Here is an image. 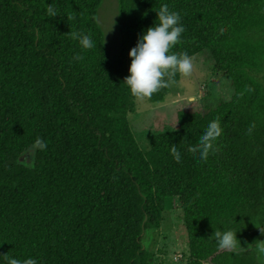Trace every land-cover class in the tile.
<instances>
[{"label":"trees","instance_id":"trees-1","mask_svg":"<svg viewBox=\"0 0 264 264\" xmlns=\"http://www.w3.org/2000/svg\"><path fill=\"white\" fill-rule=\"evenodd\" d=\"M118 1L121 49L113 58L99 22L103 0H0V256L38 264H264L257 252L264 245V0ZM165 3L185 27L171 51L193 58L210 51L234 96L205 112L179 111L177 129L151 136L145 152L129 121L137 98L124 79L129 51ZM81 32L93 49L72 38ZM174 83L146 99L165 102ZM214 119L224 131L201 161L187 147ZM37 138L45 149L33 147ZM172 145L182 162L170 155ZM170 199L185 214L186 263L156 262L144 243ZM229 228L238 231L236 247L220 249L214 233Z\"/></svg>","mask_w":264,"mask_h":264},{"label":"rangeland","instance_id":"rangeland-1","mask_svg":"<svg viewBox=\"0 0 264 264\" xmlns=\"http://www.w3.org/2000/svg\"><path fill=\"white\" fill-rule=\"evenodd\" d=\"M119 13L118 0H103L99 10V22L105 33L106 47L113 58L119 56L121 49ZM193 59L194 70L191 76H181L180 80L173 84L165 102L152 104L146 98H137V111L130 115L129 121L143 151H150L151 136L177 129L179 111L205 112L207 108H215L222 102L232 100L234 96L232 80L226 74L215 71L211 52L205 51ZM189 97H197V99L190 103ZM176 202L178 201L173 199L167 201L161 227L158 230L147 231L145 234L146 249L156 262L161 259L166 263L188 262L189 246L185 214ZM179 254L184 256L182 260L175 259ZM259 254L264 261V253Z\"/></svg>","mask_w":264,"mask_h":264},{"label":"clouds","instance_id":"clouds-1","mask_svg":"<svg viewBox=\"0 0 264 264\" xmlns=\"http://www.w3.org/2000/svg\"><path fill=\"white\" fill-rule=\"evenodd\" d=\"M50 17H56L58 10L49 5L47 9ZM157 12V22L148 27L139 36L135 47L129 51L131 64L128 69L129 75L125 77L124 83L130 90L133 97L144 99L151 98L153 94L162 88L174 83V77L180 74L183 77L191 76L194 70V59L187 52H172L171 49L177 45L182 33L185 31L181 23V15L177 11L170 10L168 4H162ZM73 39L78 40L82 49H93L95 41L92 36L84 33H73ZM75 60L83 59L81 55H76ZM197 97H189L191 103ZM255 125H250L248 133L251 134ZM223 127L219 119L210 121L200 136L199 142L187 147V151L198 154L201 161H207L210 154L217 150V142L223 134ZM34 148L45 149L47 144L37 138ZM170 155L177 162H182V153L176 145L170 147ZM238 231L225 229L215 231L214 237L220 249L231 250L236 247ZM258 253H264V246L257 248ZM3 264H38V260L32 257L20 260L8 254L0 256Z\"/></svg>","mask_w":264,"mask_h":264},{"label":"built area","instance_id":"built-area-1","mask_svg":"<svg viewBox=\"0 0 264 264\" xmlns=\"http://www.w3.org/2000/svg\"><path fill=\"white\" fill-rule=\"evenodd\" d=\"M184 258V256L182 254H179L177 257L175 256V259L177 260H182Z\"/></svg>","mask_w":264,"mask_h":264}]
</instances>
